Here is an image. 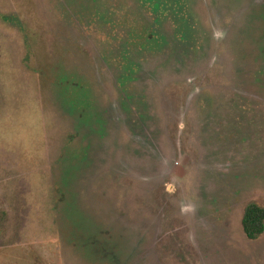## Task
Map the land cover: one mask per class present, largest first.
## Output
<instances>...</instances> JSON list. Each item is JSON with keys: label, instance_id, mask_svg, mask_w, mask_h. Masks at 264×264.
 Returning <instances> with one entry per match:
<instances>
[{"label": "rangeland", "instance_id": "rangeland-1", "mask_svg": "<svg viewBox=\"0 0 264 264\" xmlns=\"http://www.w3.org/2000/svg\"><path fill=\"white\" fill-rule=\"evenodd\" d=\"M163 2L0 0V264H264V0Z\"/></svg>", "mask_w": 264, "mask_h": 264}, {"label": "trees", "instance_id": "trees-1", "mask_svg": "<svg viewBox=\"0 0 264 264\" xmlns=\"http://www.w3.org/2000/svg\"><path fill=\"white\" fill-rule=\"evenodd\" d=\"M142 2L144 4H147V6L151 8L153 12L155 13L154 19H153V22L155 23L158 17L162 14L163 9L165 8L166 4L163 2V0H142ZM153 37L154 35L152 33H146L144 35V38L142 39L131 37L129 38V40H134V42L142 41V42H145V44L146 43L149 44L151 43L150 42L151 40L154 41ZM129 43L131 44V41L126 42L125 45L128 46ZM129 55L130 54H129L128 49H127V52H125L124 50L122 51V57H124L128 61H129ZM133 67H134V64L125 65V70H124L125 77L123 78L121 83H124L130 77V75L133 74V72H135ZM68 85L69 84L67 82H64L62 80L59 81V87L61 88L62 91L67 92L65 93L67 94V96L75 95L76 97H79V94H83L84 89L82 87L73 86L71 89H68ZM71 104H72L71 107H73L72 108L73 112L74 111L77 112L79 116H81L82 119L84 120V117L86 116V110L83 108L81 109L75 108L78 105L82 104V102L75 100V101H71ZM90 117H91V113L89 114V118ZM80 123L82 125V122ZM241 228H242V231L245 237L248 240L255 241L258 238H260L264 234V207L259 206L255 203H249L248 205H246V207L244 208L242 219H241Z\"/></svg>", "mask_w": 264, "mask_h": 264}]
</instances>
